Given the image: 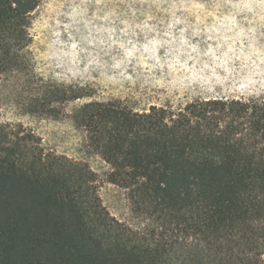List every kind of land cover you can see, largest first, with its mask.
Masks as SVG:
<instances>
[{
	"label": "trees",
	"instance_id": "1",
	"mask_svg": "<svg viewBox=\"0 0 264 264\" xmlns=\"http://www.w3.org/2000/svg\"><path fill=\"white\" fill-rule=\"evenodd\" d=\"M40 1L0 0V79L23 80L34 113L68 117L155 222L113 216L86 165L0 122V264H264V97L136 111L47 84L30 50Z\"/></svg>",
	"mask_w": 264,
	"mask_h": 264
},
{
	"label": "rangeland",
	"instance_id": "2",
	"mask_svg": "<svg viewBox=\"0 0 264 264\" xmlns=\"http://www.w3.org/2000/svg\"><path fill=\"white\" fill-rule=\"evenodd\" d=\"M31 33L38 78L79 86L89 101L141 111L196 98L264 97V0H41ZM30 99L23 80L2 77L0 122L20 124L46 150L86 165L113 216L140 229L155 222L106 182L109 167L83 131L68 117L34 113Z\"/></svg>",
	"mask_w": 264,
	"mask_h": 264
}]
</instances>
